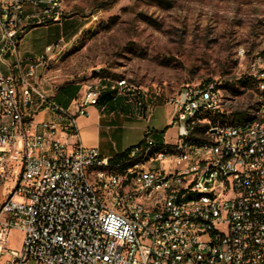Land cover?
Returning <instances> with one entry per match:
<instances>
[{
  "label": "built area",
  "instance_id": "obj_1",
  "mask_svg": "<svg viewBox=\"0 0 264 264\" xmlns=\"http://www.w3.org/2000/svg\"><path fill=\"white\" fill-rule=\"evenodd\" d=\"M26 2L32 15H25L20 0H0V60L9 71L0 73V175L17 169L0 206V263L264 264V106L253 113L256 135L245 136L250 124L233 127V119L251 105L229 112L224 98L237 97L219 89L217 81L187 86L167 98L174 110L173 144H159L146 131L126 156L103 157L96 148L68 141L76 136L75 118L98 103L100 86H87L71 115L40 87L37 70L44 57L26 62L18 57L17 38L28 20L63 19L59 0ZM7 54L12 62L4 60ZM260 71L256 53L243 73L257 79V87L246 88L253 102L264 99ZM16 75H23V98L15 97ZM205 107L226 113L231 124L211 123ZM41 109L53 112L56 121H35L33 112ZM189 111L197 112V120L187 121ZM202 126L206 140L182 147ZM156 145H178L180 155H150L149 147ZM21 153H28L29 164H21ZM100 163L116 166V173L100 170ZM205 168H213L212 179H205ZM156 185H163V193H156ZM170 186H177V194H170ZM195 192H206V199H195ZM12 232L21 234L18 248L10 245Z\"/></svg>",
  "mask_w": 264,
  "mask_h": 264
},
{
  "label": "rangeland",
  "instance_id": "obj_2",
  "mask_svg": "<svg viewBox=\"0 0 264 264\" xmlns=\"http://www.w3.org/2000/svg\"><path fill=\"white\" fill-rule=\"evenodd\" d=\"M20 1L25 15H32L29 3ZM59 7L64 8L62 22L75 18L80 26L87 25L70 43L64 41L67 45L52 61L53 76L64 82L125 80L132 89H147L146 94L154 90L170 96L187 86L217 81L220 89L237 97L228 98L233 100L226 107L229 112L250 105L246 88L253 84L243 73L251 56L264 53V0H60ZM36 21L28 20L17 40L34 27L53 24L48 19ZM58 33L59 28L39 29L29 33L23 45L44 51L46 44L56 43ZM0 73L7 74L1 60ZM205 116L217 124L231 121L217 111ZM16 176L13 166L0 175V206ZM20 238V233L12 232L10 245L18 248Z\"/></svg>",
  "mask_w": 264,
  "mask_h": 264
},
{
  "label": "crops",
  "instance_id": "obj_3",
  "mask_svg": "<svg viewBox=\"0 0 264 264\" xmlns=\"http://www.w3.org/2000/svg\"><path fill=\"white\" fill-rule=\"evenodd\" d=\"M86 26H80L78 20L70 18L60 23L34 27L20 37L17 44L20 60V57L27 56H34V60L44 57L42 67L37 70L40 87L61 109L71 115L76 113L77 105L81 102L87 86L95 84L100 86L98 103L87 106L85 116L75 118L76 136L68 141H78L84 148H96L99 154L106 158L138 145L146 131H149L159 144H173L176 135L173 125L174 110L167 103V94H159L154 90L148 94L132 92L127 88L121 90L117 86L118 80L108 78H92L88 82L75 83L64 82L59 76H53L51 67L55 63L52 61L67 45L64 41L68 40L70 43L82 34ZM54 28H59L55 43L59 44L52 52L29 50L23 45L24 38L29 33L39 29L48 32ZM48 46L52 45L46 44L45 49ZM12 60L11 57L8 62ZM22 61L28 60L22 59ZM5 68L8 74L9 71L6 66ZM33 114L37 122L56 121L55 114L49 110H36Z\"/></svg>",
  "mask_w": 264,
  "mask_h": 264
},
{
  "label": "bare ground",
  "instance_id": "obj_4",
  "mask_svg": "<svg viewBox=\"0 0 264 264\" xmlns=\"http://www.w3.org/2000/svg\"><path fill=\"white\" fill-rule=\"evenodd\" d=\"M44 3L51 4V0H36V4H44ZM241 55L242 54H240V56ZM257 62L259 63V67L264 69V53L257 54ZM246 78L250 79L249 76H246ZM250 80L253 84V87L251 88L257 87V79H250ZM22 83H23V75L13 76V86H15L16 98H23ZM259 84H262V90H264V71H260ZM117 86L121 88V84L119 82H117ZM122 88H127L129 89V91L132 92L135 90L132 89L130 86H128L125 80L122 83ZM232 103H233L232 99L224 98V106L228 107ZM250 105H251V111H244L243 113L240 114L241 116L239 117L238 120L233 121V127H240V125L250 124V127H246L245 129V136L256 135V129L259 128V121H252L253 113H258V107L264 106V99H255V102H253V97H251ZM216 111L218 112L217 108L205 107V114L214 113ZM195 120H197V112L189 111L187 114V121H195ZM230 124L231 123L225 125H230ZM197 134H196V138H189V140H182V147H189V145L190 146L201 145V141L206 140V133L204 132L203 135H197ZM149 154L150 155H160V154L180 155V146L178 145L151 146L149 147ZM21 164H29L28 153H21ZM128 167H135V160H128ZM100 170H104V172L107 174H115L116 166H113L111 163H100ZM212 177H213V168H205V179H212ZM156 193H163V185H156ZM170 194H177V186H170ZM195 199H206V192H195ZM185 208H192V201H185Z\"/></svg>",
  "mask_w": 264,
  "mask_h": 264
},
{
  "label": "trees",
  "instance_id": "obj_5",
  "mask_svg": "<svg viewBox=\"0 0 264 264\" xmlns=\"http://www.w3.org/2000/svg\"><path fill=\"white\" fill-rule=\"evenodd\" d=\"M42 26H45V25H42ZM245 79H246V78H245ZM245 79H244V80H245ZM247 80H248V79H247ZM249 81H250V80H249ZM245 82H246V81H245ZM240 116H241V115H240ZM206 118H208V120L210 119L209 121H210L211 123H215V122H214V118H210L209 116H206ZM238 118H239V116H235L234 119H233V121L238 120ZM228 123H231V121H229V122H227V123H224V124H223V123H222V124H218V125H225V124H228ZM205 128H206V126H202V127L199 128V129L197 128V129H196V131H197L196 134L198 133L197 135H203V134H204V130H205ZM131 148H132V147L126 149L125 151H123V152H121V153H118V154L114 155L113 158H114V159H118V158H122V157L126 156V154L130 151Z\"/></svg>",
  "mask_w": 264,
  "mask_h": 264
},
{
  "label": "water",
  "instance_id": "obj_6",
  "mask_svg": "<svg viewBox=\"0 0 264 264\" xmlns=\"http://www.w3.org/2000/svg\"><path fill=\"white\" fill-rule=\"evenodd\" d=\"M94 72H92V74H93Z\"/></svg>",
  "mask_w": 264,
  "mask_h": 264
}]
</instances>
